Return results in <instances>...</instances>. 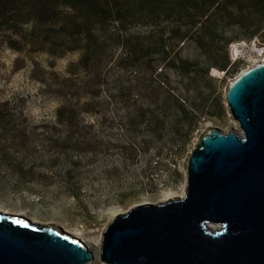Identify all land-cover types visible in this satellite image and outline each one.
I'll use <instances>...</instances> for the list:
<instances>
[{"label":"rangeland","instance_id":"obj_1","mask_svg":"<svg viewBox=\"0 0 264 264\" xmlns=\"http://www.w3.org/2000/svg\"><path fill=\"white\" fill-rule=\"evenodd\" d=\"M250 39L264 43L256 36L231 41ZM178 45L173 48H179ZM190 47L184 45L183 50ZM119 53L117 45L114 57ZM17 56L18 52L0 43V101H6L15 112L25 116L26 130L38 149L24 155L22 168L28 166L26 170L9 165L4 158L7 154L12 160L19 153L9 155L0 151V211L18 213L33 222L52 223L90 250L91 257L85 264H107L99 257V243L101 230L110 217L134 204L154 203L182 193L186 157L201 134L211 126L221 130L236 126L224 100L229 79L246 66L263 60L264 49L248 60L239 57L232 76L214 67L208 69L207 76H200L192 69L181 70L176 61L158 64L151 72L155 82L180 96L187 105L189 99L198 107L197 122L184 138L171 125L178 116L177 109L170 105L171 111L163 114L155 107L162 96L155 98L153 90L157 93L160 89L134 84L133 81L142 79V73L135 68L123 71L105 63L106 89L95 96L85 89L78 95L68 94L71 101L77 96L78 102L91 105L80 111L82 125L73 131L67 143L61 144L64 155L49 144L57 135L51 132L56 124L54 110L63 100L57 90L59 78L76 53H66L49 65L48 54L32 51L11 70ZM35 66L43 70L38 80L34 76ZM161 70L164 78L156 81ZM121 72L123 75L113 81L114 75ZM120 80H124L125 86L133 84L141 94L135 90L128 95L116 93L114 85ZM143 105L147 107L141 117L139 106ZM211 107L214 112L209 116L207 110ZM61 126L55 125L58 139L63 140L67 129Z\"/></svg>","mask_w":264,"mask_h":264},{"label":"water","instance_id":"obj_2","mask_svg":"<svg viewBox=\"0 0 264 264\" xmlns=\"http://www.w3.org/2000/svg\"><path fill=\"white\" fill-rule=\"evenodd\" d=\"M224 100L236 126L201 134L186 157L181 194L111 216L101 230V260L264 264V59L229 79ZM72 237L0 211V264H85L91 252Z\"/></svg>","mask_w":264,"mask_h":264},{"label":"trees","instance_id":"obj_3","mask_svg":"<svg viewBox=\"0 0 264 264\" xmlns=\"http://www.w3.org/2000/svg\"><path fill=\"white\" fill-rule=\"evenodd\" d=\"M228 1L0 0V43L19 53L11 70L32 51L48 54L49 65L57 57L76 53L74 60L65 64V74L59 78L60 89L57 88L63 100L54 110V119L67 131L63 140L58 139L60 135L55 124L51 132L57 135L50 140L49 146L61 155L66 154L61 144L67 143L73 131L82 125L80 111L91 105V102H78L77 96L71 101L68 94L78 95L85 89L95 96L102 88L106 89L108 71L104 67L107 62L123 71L137 69L142 73V79L133 81L134 84H150L160 89L157 93L153 90L155 98L162 96L155 107L163 114L171 111L170 105L177 109L178 116L171 125L184 138L197 122L198 107L193 100L188 99L187 105L177 94L167 92L165 86L162 89L151 72L159 63L176 61L181 70L192 69L200 76H207L210 67L234 75L240 59L230 60L227 48L231 38H224L219 32L237 20L240 27H258L264 16V0H251L250 4L247 0H235L234 6ZM247 4L251 13L246 10ZM188 40L190 45L186 44ZM178 43L180 47L173 48ZM117 45L120 53L114 57ZM184 45L191 47L183 50ZM37 66L34 76L38 80L43 70ZM122 75L123 72L114 75L113 81ZM157 75L159 80L156 81L164 78L162 70ZM114 87L116 93L128 95L135 90L141 94L133 84L125 86L124 80ZM139 107H142L139 116L143 117V109L147 106ZM213 112L212 107L207 110L209 116ZM37 149L31 133L26 130L25 116L15 112L6 101H0V151L20 154L12 160L6 154L4 158L9 165L19 170L28 169V166L22 168L24 155L33 154Z\"/></svg>","mask_w":264,"mask_h":264},{"label":"crops","instance_id":"obj_4","mask_svg":"<svg viewBox=\"0 0 264 264\" xmlns=\"http://www.w3.org/2000/svg\"><path fill=\"white\" fill-rule=\"evenodd\" d=\"M233 1L235 0H229L228 3L233 5ZM250 1L251 0H247ZM238 4L240 5V3L238 2ZM248 5V4H247ZM246 5V6H247ZM249 8L246 9L249 13H251V8L250 5H248ZM212 7V5L209 6V9ZM213 12V11H211ZM214 14L217 13L216 10H214L213 12ZM211 17H213L212 15H210ZM204 17V14H203ZM238 20L235 23L229 24L226 27H224L219 34L224 37V38H231L230 40H234V39H248L250 37L256 36L259 37V39H261L262 41L264 40V16L262 17V21L260 23V25L258 27H240L238 24ZM191 32V31H189ZM194 33V31H193ZM188 43V45H190L191 43L188 41H186V44Z\"/></svg>","mask_w":264,"mask_h":264},{"label":"built area","instance_id":"obj_5","mask_svg":"<svg viewBox=\"0 0 264 264\" xmlns=\"http://www.w3.org/2000/svg\"><path fill=\"white\" fill-rule=\"evenodd\" d=\"M264 43H260L259 41L253 39H250L248 41L245 40H235L230 41L228 43V55L230 60H233L235 58L243 57L241 59H250L256 55H259L261 52H263ZM247 62V61H246Z\"/></svg>","mask_w":264,"mask_h":264},{"label":"clouds","instance_id":"obj_6","mask_svg":"<svg viewBox=\"0 0 264 264\" xmlns=\"http://www.w3.org/2000/svg\"><path fill=\"white\" fill-rule=\"evenodd\" d=\"M72 236H73V235H72ZM72 238L75 239V240H77L79 243H81L80 240L76 239L74 236H73Z\"/></svg>","mask_w":264,"mask_h":264}]
</instances>
